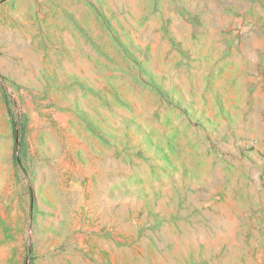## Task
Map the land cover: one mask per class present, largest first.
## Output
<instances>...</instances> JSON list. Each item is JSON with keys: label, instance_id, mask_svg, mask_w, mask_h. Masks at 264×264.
Here are the masks:
<instances>
[{"label": "rangeland", "instance_id": "obj_1", "mask_svg": "<svg viewBox=\"0 0 264 264\" xmlns=\"http://www.w3.org/2000/svg\"><path fill=\"white\" fill-rule=\"evenodd\" d=\"M0 264H264V0H0Z\"/></svg>", "mask_w": 264, "mask_h": 264}, {"label": "trees", "instance_id": "obj_2", "mask_svg": "<svg viewBox=\"0 0 264 264\" xmlns=\"http://www.w3.org/2000/svg\"><path fill=\"white\" fill-rule=\"evenodd\" d=\"M9 112L12 117V120L14 121L15 124H17V118L15 117L14 113L11 111V109L9 110Z\"/></svg>", "mask_w": 264, "mask_h": 264}, {"label": "crops", "instance_id": "obj_3", "mask_svg": "<svg viewBox=\"0 0 264 264\" xmlns=\"http://www.w3.org/2000/svg\"><path fill=\"white\" fill-rule=\"evenodd\" d=\"M58 115L62 116V117H65L66 116V112L65 111L59 112Z\"/></svg>", "mask_w": 264, "mask_h": 264}]
</instances>
